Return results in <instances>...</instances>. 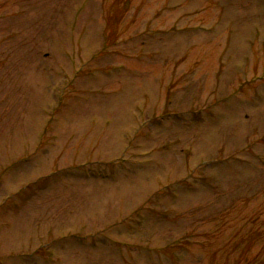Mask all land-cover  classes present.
<instances>
[{
	"label": "rangeland",
	"instance_id": "rangeland-1",
	"mask_svg": "<svg viewBox=\"0 0 264 264\" xmlns=\"http://www.w3.org/2000/svg\"><path fill=\"white\" fill-rule=\"evenodd\" d=\"M0 264H264V0H0Z\"/></svg>",
	"mask_w": 264,
	"mask_h": 264
}]
</instances>
